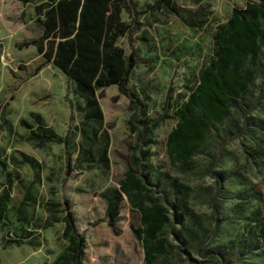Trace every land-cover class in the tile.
Returning a JSON list of instances; mask_svg holds the SVG:
<instances>
[{
	"label": "rangeland",
	"instance_id": "rangeland-1",
	"mask_svg": "<svg viewBox=\"0 0 264 264\" xmlns=\"http://www.w3.org/2000/svg\"><path fill=\"white\" fill-rule=\"evenodd\" d=\"M43 1L0 0V195L8 196L0 213V264H61L66 201L85 237L82 264H144L143 248L131 230L140 226L136 205L123 196L115 228L105 210L134 156L148 148L149 154L141 156L146 188L163 196L176 179L190 188L186 202L194 214L185 211L179 196L174 208L169 206L172 222L163 235L172 250L163 264H217L218 257L222 264H264L237 251L245 239L255 238L247 220L258 204L251 189L261 194L264 209V124L258 126L264 123V48L242 109H232L231 117L212 129L191 166L173 163L166 147L177 121L174 110L214 55L215 33L232 8L257 0H171L167 7L164 1L157 5L159 0H130L143 13H121L128 32L117 44L136 61L129 87L146 101L149 120L165 115L139 146L141 117L115 85L96 93L103 135L93 136L82 124L83 101L74 83L28 44L42 33L34 6ZM31 132L52 133L65 143L51 140L37 147L28 140ZM96 146L106 148L105 161L90 150ZM147 163L171 179L149 173ZM239 202L244 208L237 212ZM9 239L23 244L7 246ZM254 242L256 249H264L262 242Z\"/></svg>",
	"mask_w": 264,
	"mask_h": 264
},
{
	"label": "trees",
	"instance_id": "trees-1",
	"mask_svg": "<svg viewBox=\"0 0 264 264\" xmlns=\"http://www.w3.org/2000/svg\"><path fill=\"white\" fill-rule=\"evenodd\" d=\"M161 1L167 7L171 0H159L157 5ZM34 11L42 33L28 44H33L46 61L52 62L74 83L75 93L83 101L80 106L82 124L90 128L93 136L103 135L100 133L102 111L96 93L115 85L129 99L134 114L141 117L139 120L144 125L143 129H139L133 119L130 122L133 131L139 129L136 139L139 146L144 134L153 133L165 118V115L156 120L147 118L146 101L129 87L130 76L136 64L135 58L133 54L127 55L117 44L118 38L128 32V24L121 18L122 11L133 16H139L143 12L135 10L130 0H45L36 4ZM214 38V55L201 70L185 101L174 110L173 115L177 121L166 137L171 161L185 169L191 166L193 156L208 143L212 129L231 117L232 109L241 110V105L247 100L250 85L256 77V64L263 54L264 0L246 2L243 7L232 8L229 18L219 27ZM263 124L259 121L260 129ZM28 140L37 147H42L51 140L65 143L63 138H55L54 134L45 132H31ZM94 149V155L97 154L99 160L105 161L106 148H90ZM148 154L149 148L142 150L140 156H134L119 187L110 192L105 212L109 224L115 228L120 203L123 196H127L139 212L140 226H131V230L143 248L144 264H163L172 250V244L163 235V229L172 222L169 206L174 208L175 199L179 196L185 211L192 217L194 214L186 202L190 188L178 183L176 179H172L163 196L146 188L144 174L141 172V156ZM25 160L34 165L32 159L25 157ZM66 162L69 166V156ZM214 165L215 161L212 167ZM146 167L149 173L166 180L171 179L168 173L159 172L152 164L147 163ZM251 191L258 204L250 211L247 220L256 229L252 232L255 238L245 239L237 247V251L238 254L245 253L264 261V249L258 250L254 246L255 240L264 244V209L259 206L261 194L254 189ZM7 197V192L0 195V213L4 209L2 202ZM240 203L235 205L234 210L237 212L244 208V204ZM69 208L68 202H64L62 236L67 245L57 262L82 264L85 237L76 229L75 219ZM180 231L187 233L184 228ZM183 241L187 242L185 239ZM22 244L21 239L5 241L7 246ZM222 263L223 258L218 257L217 264Z\"/></svg>",
	"mask_w": 264,
	"mask_h": 264
}]
</instances>
